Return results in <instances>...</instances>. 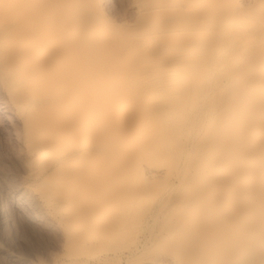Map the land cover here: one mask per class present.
<instances>
[{"label":"bare ground","instance_id":"bare-ground-1","mask_svg":"<svg viewBox=\"0 0 264 264\" xmlns=\"http://www.w3.org/2000/svg\"><path fill=\"white\" fill-rule=\"evenodd\" d=\"M71 1L0 0L26 190L82 222L52 264H101L96 236L147 216L178 264H264V0H134L121 25Z\"/></svg>","mask_w":264,"mask_h":264},{"label":"rangeland","instance_id":"rangeland-1","mask_svg":"<svg viewBox=\"0 0 264 264\" xmlns=\"http://www.w3.org/2000/svg\"><path fill=\"white\" fill-rule=\"evenodd\" d=\"M72 1H71L72 5L76 4V7L77 5L78 7L81 6L80 3L83 2V0L82 1L78 0L79 2L77 1L78 2L77 4L75 0ZM102 1L103 0L94 1L95 3L98 2L100 4L99 6H97L96 4L93 5L92 4L93 0H87V1L85 0V2L81 4L84 5V8L86 5V7L88 6V8L90 9H92V7L89 5L92 4L94 8L95 7L97 8V9L93 8L92 10L93 11L96 10L95 12L96 14H98L99 17L106 19L105 17L108 16L106 20L109 21L111 19L110 22L113 21L112 23L113 24L117 23L116 25H119L120 23L123 24L124 22L132 23V21H134L135 18L134 17L135 11H133L135 10L134 0H104L105 3L104 1L103 2ZM246 2L248 1H245V5L249 6L250 3L249 2L246 3ZM64 5L61 6L62 11L68 8L66 6L67 4L65 6ZM98 7L100 8L98 9ZM59 9L60 7L57 8L58 11ZM97 11H99L102 15ZM105 14L106 16H104ZM3 89L4 87L3 85L1 86V82H0V264H38L37 261H35V259L38 256L39 257L41 256L44 262L45 261L49 262L47 264H52L50 254L54 252L53 254L57 256L58 253L59 254L58 259L63 257L64 254H68L69 250L67 251L65 249V246H63L65 241V234L70 229H72V225L74 227L75 223L78 224V222L79 225H76V227H74L75 229L73 228V230L81 229L82 226H80V223L82 224V222L76 220L71 225L67 224V226L69 225L68 230L65 229L64 226L59 225L56 222V220L53 218L50 212L46 211V205L42 202L41 198H39L38 193L33 191L34 188H32L31 193H29L30 191L27 192L26 188L28 187V185L30 186L29 184L30 182L34 180L35 182L34 181L33 182L35 184L36 183L39 184L38 182L42 178L39 177L37 179H34L32 177L29 178V176H27L24 167L25 166L24 161H26L27 160L26 157H28L27 153L25 152L26 151L24 144L25 139H23L25 138L26 135V133L24 132L25 130L23 126L24 123L22 117H20L21 115L18 112V109L12 103H10L11 101L8 99L9 96H7L6 90L4 89L5 90L4 91ZM33 182L31 183L32 185H34ZM23 187L25 188V190ZM119 189L120 190L122 189L121 191L123 192V187ZM110 190L111 189L108 190V193L114 191V193H116L115 196L119 195L117 194L119 193L118 189L116 190L113 189L111 191ZM27 193L30 195H28ZM112 193H110L109 195H111ZM33 194L35 195V197L31 196ZM122 194L123 193H121V195ZM119 197L121 196L119 195ZM151 198H153V200L150 199V201L154 203L153 205H156L157 203L156 197L152 196ZM119 204L122 205V202H119ZM119 204L114 205L111 208L114 210L115 208L117 209V207L122 208L121 205ZM136 207L138 206H135V208ZM41 210H43L44 212H42ZM138 210L139 209L137 210L135 209L134 214H136V211L138 212ZM115 211L112 210L113 213ZM44 213L49 215H46ZM151 218L152 216L151 217L147 216L145 219L146 221L142 220L141 221L142 223L141 222L136 223V220L134 219L135 222L133 221V223L137 224L138 226L132 225L133 227L131 226V228L130 226L128 227L121 226L119 230L116 231L117 233H110V235L108 236L107 235L103 236L104 240L98 238L101 237L102 235L99 234V236H96L97 245L99 242L101 244L104 243V241H106V243L101 244L102 247L100 244H99L100 246L99 245L97 246L95 244L93 250H95L94 248H96L97 246L98 252L106 253V251L110 248V251H107L106 253L109 255L108 257L109 259L107 258L106 261L104 260L103 262H101V264H178V262H176L174 258L171 257L172 255H170V253H175V251L172 248V244L170 240L168 241H166V239L165 241L161 240V238L158 237V235H156L158 234L157 231L160 228V226H162L165 223V219L161 218L157 223L158 224L157 226V224L156 225L153 224ZM79 226L80 228H77ZM150 232H153V234H150ZM96 235L98 234L96 233ZM132 235H134L135 237L134 236L131 237ZM108 244L110 245L108 246ZM104 246L106 247L107 250L105 249ZM135 246L138 249L132 254H130V256L127 255L126 253L127 249L134 251ZM122 248L124 249V251ZM85 249L87 250V248H81V250L79 248L75 252L86 253L87 251ZM91 249L92 248H90V250ZM113 252L124 253L126 255H124L123 258L119 260L113 257Z\"/></svg>","mask_w":264,"mask_h":264}]
</instances>
